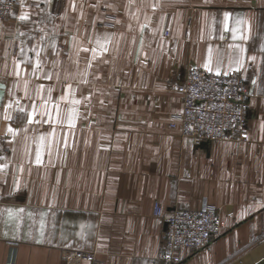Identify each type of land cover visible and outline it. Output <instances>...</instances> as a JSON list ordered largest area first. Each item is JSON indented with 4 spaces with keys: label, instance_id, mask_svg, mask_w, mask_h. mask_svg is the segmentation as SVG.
<instances>
[{
    "label": "crops",
    "instance_id": "0c3cea01",
    "mask_svg": "<svg viewBox=\"0 0 264 264\" xmlns=\"http://www.w3.org/2000/svg\"><path fill=\"white\" fill-rule=\"evenodd\" d=\"M16 1L0 20V264H66L64 249L169 264L158 204L225 221L176 248L182 264H264V0ZM206 64L247 81L248 140L171 127L173 83Z\"/></svg>",
    "mask_w": 264,
    "mask_h": 264
},
{
    "label": "built area",
    "instance_id": "2783aa9c",
    "mask_svg": "<svg viewBox=\"0 0 264 264\" xmlns=\"http://www.w3.org/2000/svg\"><path fill=\"white\" fill-rule=\"evenodd\" d=\"M16 5V0H0V20L8 19ZM171 88L182 96V108L170 123L181 136L191 138L196 145L211 140L249 139L250 94L240 73L189 68L183 80ZM2 150L5 147L0 141V155ZM155 213L167 222L165 238L169 250L161 256L169 264H182L174 254L176 248H203L226 229L220 210L211 204L172 210H163L158 204ZM62 255L66 264H103L94 251L64 249Z\"/></svg>",
    "mask_w": 264,
    "mask_h": 264
},
{
    "label": "snow or ice",
    "instance_id": "6c2138e0",
    "mask_svg": "<svg viewBox=\"0 0 264 264\" xmlns=\"http://www.w3.org/2000/svg\"><path fill=\"white\" fill-rule=\"evenodd\" d=\"M26 18H27V17H25V16H21V17H20V19H22V20H23V19H26ZM229 18H230V14H229V13H225V22H224V23H225V29H226V30H227V28H228V20H229ZM236 23H237V25L239 26V25H241V24L243 23V21H241V20H237ZM233 32H234V33H238V32H240L239 27H237L236 29H233ZM222 38H223V37H221V39H222ZM236 38H237L236 35H234V36H233V39H236ZM240 38H241V39H244V38H246V37H244L243 34L241 33ZM235 47L239 48V45H237V46H235ZM240 51L243 52V49L240 48ZM252 59L254 60L255 57H252ZM234 62H235L238 66L242 65V63H243L242 59H236ZM37 63H38V62H37ZM205 67H208V68H209V71L212 70L211 67H209L208 64H206ZM217 71H219V68H217ZM61 99H63V97H62ZM17 103H18V102H17ZM74 103H78V101H74ZM9 107H11V104H9ZM58 108H59V106L57 105V109H58ZM20 110H21V111H24L23 108H21ZM49 116H51L50 113H49ZM9 118H10V117H9ZM31 122H32L31 119H29V123H31ZM9 131H11V132H15L16 130L9 128ZM41 139H43V137H42ZM37 162L39 163V159L37 160ZM0 167H4V166H0ZM7 211H8L9 216H12V215L14 214L13 210H11V209H9V210H7ZM23 211H24L23 209H18V210H16V212H23Z\"/></svg>",
    "mask_w": 264,
    "mask_h": 264
},
{
    "label": "rangeland",
    "instance_id": "374dc122",
    "mask_svg": "<svg viewBox=\"0 0 264 264\" xmlns=\"http://www.w3.org/2000/svg\"><path fill=\"white\" fill-rule=\"evenodd\" d=\"M16 6H17V5H16ZM12 12H13V11H12ZM12 12H11V13H12ZM9 17H10V16H9Z\"/></svg>",
    "mask_w": 264,
    "mask_h": 264
},
{
    "label": "water",
    "instance_id": "95a60500",
    "mask_svg": "<svg viewBox=\"0 0 264 264\" xmlns=\"http://www.w3.org/2000/svg\"><path fill=\"white\" fill-rule=\"evenodd\" d=\"M205 142H206V141H205ZM205 142H203V143H205ZM203 143H202V144H203Z\"/></svg>",
    "mask_w": 264,
    "mask_h": 264
}]
</instances>
